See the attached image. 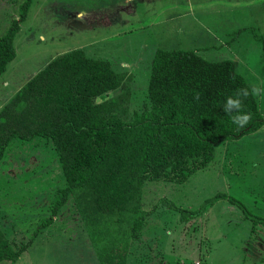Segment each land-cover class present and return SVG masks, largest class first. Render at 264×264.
I'll use <instances>...</instances> for the list:
<instances>
[{"label": "rangeland", "instance_id": "374dc122", "mask_svg": "<svg viewBox=\"0 0 264 264\" xmlns=\"http://www.w3.org/2000/svg\"><path fill=\"white\" fill-rule=\"evenodd\" d=\"M24 1L0 0V36ZM14 46L16 58L0 76V109L53 59L82 49L130 75L131 98L114 114L131 121L148 109L157 50L183 49L235 62L264 116V0H33ZM64 186L49 141H12L0 163V229L15 248L51 214ZM218 193L238 200L248 217L220 200L185 221L183 210H201ZM142 203L144 210L157 206L129 264H264V225L250 219L264 218V126L217 147L214 160L184 184L146 182ZM76 213L71 199L15 264H99Z\"/></svg>", "mask_w": 264, "mask_h": 264}, {"label": "trees", "instance_id": "16d2710c", "mask_svg": "<svg viewBox=\"0 0 264 264\" xmlns=\"http://www.w3.org/2000/svg\"><path fill=\"white\" fill-rule=\"evenodd\" d=\"M32 1H24L19 19L0 36V76L16 58L14 39ZM130 81L128 73L117 72L109 61L76 49L53 59L1 109L0 163L14 139L47 140L66 186L59 190L51 214L20 247L0 229V264H15L71 199L98 263L129 264L133 242L157 206L144 210V184H184L214 160L217 147L264 126L254 90L231 60L209 61L195 50L158 49L147 89L148 109L123 121L114 111L129 102ZM123 88V94L99 101ZM228 96L239 98V112L249 114L242 127L222 110ZM220 200L248 217L238 200L218 193L201 210H183L185 221ZM250 219L264 225L263 217Z\"/></svg>", "mask_w": 264, "mask_h": 264}, {"label": "clouds", "instance_id": "9594fccd", "mask_svg": "<svg viewBox=\"0 0 264 264\" xmlns=\"http://www.w3.org/2000/svg\"><path fill=\"white\" fill-rule=\"evenodd\" d=\"M244 94L246 95V93ZM240 107L241 101L239 98H233L232 96H228L225 98L222 108L223 112L230 117L231 122L237 127H242L250 119L249 114L239 112ZM229 109H232L234 111H229Z\"/></svg>", "mask_w": 264, "mask_h": 264}, {"label": "crops", "instance_id": "0c3cea01", "mask_svg": "<svg viewBox=\"0 0 264 264\" xmlns=\"http://www.w3.org/2000/svg\"><path fill=\"white\" fill-rule=\"evenodd\" d=\"M28 82H29V80H28L26 83H28ZM26 83H25V84H26ZM6 84L9 85V83H6ZM25 84H24V85H25ZM24 85L20 86V87L17 89V92H18L19 90H21V88H22ZM251 87H252V86H251ZM252 88H253V87H252ZM253 90H254V89H253ZM17 92H16V93H17ZM16 93L10 98V100L16 95ZM254 94H255V92H254ZM255 96H256V94H255ZM256 98H257V97H256ZM4 106H5V105H3L2 107H4ZM2 107H1V109H2ZM1 109H0V110H1ZM260 111H261V110H260Z\"/></svg>", "mask_w": 264, "mask_h": 264}, {"label": "built area", "instance_id": "2783aa9c", "mask_svg": "<svg viewBox=\"0 0 264 264\" xmlns=\"http://www.w3.org/2000/svg\"><path fill=\"white\" fill-rule=\"evenodd\" d=\"M197 264H200V263H197Z\"/></svg>", "mask_w": 264, "mask_h": 264}]
</instances>
